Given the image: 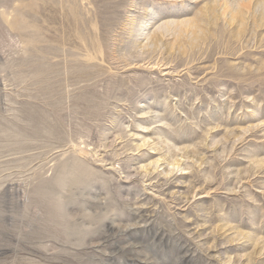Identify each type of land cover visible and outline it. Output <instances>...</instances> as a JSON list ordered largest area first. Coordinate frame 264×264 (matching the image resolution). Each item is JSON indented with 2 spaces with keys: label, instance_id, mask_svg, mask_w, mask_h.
<instances>
[{
  "label": "rangeland",
  "instance_id": "1",
  "mask_svg": "<svg viewBox=\"0 0 264 264\" xmlns=\"http://www.w3.org/2000/svg\"><path fill=\"white\" fill-rule=\"evenodd\" d=\"M0 264H264V0H0Z\"/></svg>",
  "mask_w": 264,
  "mask_h": 264
}]
</instances>
